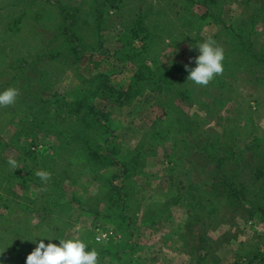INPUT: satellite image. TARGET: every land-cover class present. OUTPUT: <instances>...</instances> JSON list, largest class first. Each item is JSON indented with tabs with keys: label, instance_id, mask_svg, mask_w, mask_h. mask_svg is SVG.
Returning a JSON list of instances; mask_svg holds the SVG:
<instances>
[{
	"label": "rangeland",
	"instance_id": "1",
	"mask_svg": "<svg viewBox=\"0 0 264 264\" xmlns=\"http://www.w3.org/2000/svg\"><path fill=\"white\" fill-rule=\"evenodd\" d=\"M178 1L0 0V89H18L14 104L0 106V264H26L29 239L46 234L81 236L98 264H264V0ZM138 11L159 48L145 64L168 66L180 89L190 86L187 100L177 95L164 106L156 84L143 81L111 93L124 105L98 99L104 79L123 90L133 77L125 40L138 46L141 37H121ZM63 22L86 47L50 61L41 49L59 45ZM231 29L237 34L223 41ZM221 30L223 71L206 85H182L181 65L198 54L191 44ZM244 35L252 41L238 53ZM79 99L110 103L100 119L111 121V147L128 168L85 170L72 137L81 145L89 130H70L67 114L41 115L47 101L48 109ZM57 126L68 130L61 138ZM59 140L65 147L56 149ZM44 164L53 171L47 181L35 174Z\"/></svg>",
	"mask_w": 264,
	"mask_h": 264
},
{
	"label": "trees",
	"instance_id": "2",
	"mask_svg": "<svg viewBox=\"0 0 264 264\" xmlns=\"http://www.w3.org/2000/svg\"><path fill=\"white\" fill-rule=\"evenodd\" d=\"M176 1H177V3H179L178 0H176ZM140 9H143V7H141ZM66 14H68V12H66ZM157 14L161 15L162 13L160 11V12H157ZM213 15H215V14L211 13L208 16L212 17ZM145 17L148 18L149 16L142 15L138 11V13L135 14L134 18H133V16H129L127 19L125 18V20H124V32H125V34L122 35L121 40L123 41L125 36H129L132 39H134L135 37L136 38L141 37L140 38L141 43L138 46H135L131 40H125V43L128 46L127 54H125V55L135 66L134 71H133V77L130 78V80H129V78L128 79L126 78L127 79L126 86L123 87V90L122 89H120V90L115 89V87H113L114 85L111 82H109V79H107V78L104 80L102 79L104 81V84L102 85L103 87H101V92L104 89V92L106 94H104L105 95L104 97H102L103 95L98 97V99L102 100V98L103 99L106 98L105 100H109V102L113 103V105H115L114 103H117L116 105H120V106L124 105L125 104L124 102H126L125 100H123L122 98H118L120 100H117L114 96H111V93L117 92L118 96H120V94H122V95L128 94V92L133 89V86H135V84H138L137 86H142L143 82L156 84L155 91L157 92L158 96H160V98H161V100H158V101L160 103L163 102L164 106H166L173 99H175L177 97V95H183V97L186 100L190 97L189 96L190 95V89H191L190 86H189V88L183 87V89H180V87L177 85L180 81L171 75L172 72L168 66L158 65V64H155V65L153 64L151 66H147L145 64V60L147 59L148 56L151 59V57L149 55L151 53V51H153L154 48L159 50L158 41L155 40V37L152 34L151 29L148 28L149 26H148V24H146V18ZM130 18H133V19H130ZM63 21H65V20L63 19ZM60 28H61V31L59 32L60 35L58 37H62L63 35L64 36L59 40L60 41L59 45H57L55 48L53 47V48H49V49H47V48L41 49V51L44 50V52L42 54L46 55V58L49 59L50 61L54 60V59H58L59 57L67 59V55L69 53H70L69 55L76 56V54L78 55L79 52H81V49H79V48H85L86 47L84 42L81 40V37L77 36L78 34L76 33V30L74 31L71 24H65L63 22L60 25ZM198 31L199 30L195 29L196 38L198 37ZM140 32L144 33V34L141 35ZM167 33H168L167 31H162L160 34L165 35ZM221 33H223L222 30L219 31V34H217L214 38L216 40L219 39L222 42V39H221L222 34ZM235 34H237V33L231 29L230 32H228L224 35L223 41L231 42L233 40ZM173 41H174V39H173ZM251 41H252V39H250L246 35L240 36L237 40L236 46L234 47V51H238V53L240 51H245V50H243L244 45L247 43L251 44ZM73 42H80V43L73 44V45L69 44V43H73ZM250 44H248V45L251 46ZM191 45L193 47H196V44L195 45L191 44ZM233 46H234V44H233ZM228 51H227L226 55L229 54ZM194 53L197 55L196 50H194ZM153 62H155V61L153 60ZM31 65H34V63ZM42 66H43V63H41V66H40L41 68H38L37 71H39L38 76L40 77V80L44 81V73H46L47 70L45 72H42ZM181 68L184 69L185 66L181 65ZM31 71H32V75H33L35 71H33L32 69H31ZM145 73H147V74H145ZM143 74H145V75H143ZM114 75L115 74H113L112 76H114ZM187 75H188V70L186 71L184 76L182 75L183 77H185V81H187V82L182 84L184 86L186 84H188V79H186ZM104 76H109V74L105 73ZM28 78H31V76L29 74H28ZM150 88L152 89V86H150ZM107 90L110 91V93L106 92ZM82 98L85 99L86 97L84 96ZM90 99H92V98L90 97ZM89 100H86V101H89ZM109 102L107 101V103L102 105V108H99V106H97L93 102H83L80 99L75 100L73 103H70V104L65 103L62 100H59L58 102L56 101L55 104H53L50 108L47 109L46 108V107H48L47 106L48 101H47L45 104L44 113L42 112V114H41L42 116H44L45 114L48 115V113L50 111L53 114H62V115L67 114L66 116L74 118V120L71 122L72 125H70L68 127L70 130H74V128L78 125H83L85 127V129L89 130V135L85 136V138L83 139V143L81 145L79 142H77L75 137H72V138L78 144V146H76L77 151L75 153H81L83 155V158H81L80 162H78V163H81L82 167L83 168L85 167V170H89L91 172H94L98 168H106L112 162H115V163L120 162L119 165H120L121 170L129 167L128 166L129 164L126 161H118V158L120 157L116 154V152L118 150H113V148L111 147V141L113 139H115V137L112 133L111 121L104 120L102 118L100 119V115H102V113H104V111H105V110L103 111V108H107V106L110 104ZM50 109H52V110H50ZM110 113H111V110L108 112V114H110ZM105 114L107 116V111H105ZM102 116L104 117V115H102ZM97 117H99V119ZM58 129H59V132H61V133L65 132V133H63L62 136H60V138L63 137L66 134V132L68 131V130L60 128L59 126L52 128L51 130L53 131V133H55V132H58L57 131ZM97 129H100V133L96 134L98 136H96V138H95L92 132H94V130L96 132ZM107 133H108V135H106ZM68 142H70V141H68ZM63 144H64L63 141L59 140L58 143L56 144V149L61 148V147L62 148L65 147V146H63ZM125 146H128V145H125ZM126 148H124L123 151L129 152V154L135 153L141 148V144H137L135 147H133V149H128V148L126 149ZM137 154H141V153L139 152ZM94 155H96V156L94 157ZM93 157H94V159H97L98 157L107 158V161L105 163H102L101 165H96L92 161ZM138 157L142 158V156H138ZM43 168H45V169L47 168V170H50V169H48V166L45 164L43 165ZM29 170L33 171V169L31 167ZM52 172L53 171L51 170V172H50L51 175H52ZM38 179L39 178L36 179V182L38 181ZM125 186L126 185L121 184L120 188H123ZM120 188L116 187L115 189L118 191Z\"/></svg>",
	"mask_w": 264,
	"mask_h": 264
},
{
	"label": "clouds",
	"instance_id": "3",
	"mask_svg": "<svg viewBox=\"0 0 264 264\" xmlns=\"http://www.w3.org/2000/svg\"><path fill=\"white\" fill-rule=\"evenodd\" d=\"M198 54L194 57V65L185 64L187 78L196 84L206 85L216 74L223 71L224 49L216 39L208 36L196 44ZM192 59V58H190ZM18 89L9 86L0 89V106L14 104ZM9 165L16 169L18 161L9 158ZM42 181H47L51 173L47 169H37L35 173ZM40 239L37 240L36 238ZM47 238V242L45 239ZM35 241V247L27 254L26 264H98V252L88 247L86 239L78 235L56 237L48 235L29 239Z\"/></svg>",
	"mask_w": 264,
	"mask_h": 264
}]
</instances>
